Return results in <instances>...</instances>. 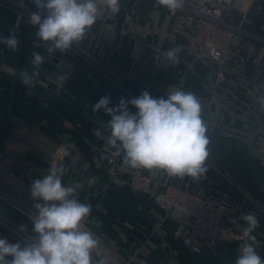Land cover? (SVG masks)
<instances>
[{"label": "crops", "instance_id": "obj_1", "mask_svg": "<svg viewBox=\"0 0 264 264\" xmlns=\"http://www.w3.org/2000/svg\"><path fill=\"white\" fill-rule=\"evenodd\" d=\"M250 7L243 4L236 14L244 17L250 11L255 15V8ZM233 11L227 19L242 31L234 44L239 59L213 101L214 68L186 53L185 29L168 18L159 22L154 35L142 28L141 35L130 39L113 34L114 20L95 24L81 41L83 50L73 46L47 58L45 45L35 35L37 28L28 23L31 9L19 0H0V36L14 32L19 40L14 52L0 44V188L34 204L32 181L46 175L50 166L63 164V182L80 184L78 199L92 206L84 223L99 240L94 251L106 253L118 264H135L134 255L146 264H235L243 243H252L264 259V165L258 152L245 143L251 126L264 125V109L258 103L264 95V41L254 36V27L264 23L247 20L255 24L252 30L244 18L236 22ZM151 39L156 47L152 51ZM178 45L182 46L181 62L165 67V52ZM33 52L44 54L46 60L35 86L28 88L21 84L19 73L32 71ZM62 71L69 79L58 88L56 77ZM173 89L190 91L201 101L210 140L208 172L205 178L193 180L168 176L159 169L138 170L154 179L153 192L165 183L189 184L193 192L222 203L236 220L233 227L237 229L246 226L242 214H254L260 225L252 233L254 241L213 238L199 256L178 240L169 244L174 220H167L149 197L127 187V172L121 175L122 181L115 182L96 164L93 154L106 146L109 134L110 117L103 111L92 112L101 97H110V106H116L121 98H136L145 90L159 97ZM129 110L136 111L131 105ZM69 145L70 154L65 155ZM0 238L27 243L2 223Z\"/></svg>", "mask_w": 264, "mask_h": 264}, {"label": "clouds", "instance_id": "obj_2", "mask_svg": "<svg viewBox=\"0 0 264 264\" xmlns=\"http://www.w3.org/2000/svg\"><path fill=\"white\" fill-rule=\"evenodd\" d=\"M157 3L175 12L184 6L185 0H157ZM103 11L119 14L120 0H45L44 12L33 11L28 23L37 28L35 35L45 45L47 58H51L57 51L66 53L81 42L102 19ZM0 44L14 52L18 50L19 40L10 32L8 36H0ZM181 51L179 45L169 48L164 54L167 61L164 66L178 65ZM45 60L44 54L33 52L32 71H20L21 84L34 87ZM68 79L64 71L58 74V88H63ZM258 103L264 109V95L258 98ZM110 104V97H101L92 106V112L103 111L110 117L106 124L109 133L106 150L113 149V155L122 156L124 166L159 169L180 179L205 178L210 140L201 117V101L194 93L173 89L166 95L153 97L145 90L136 98H121L116 106ZM129 105L136 111L131 112ZM71 148L69 145L65 149V155L70 154ZM64 172L63 164L50 166L46 175L32 181L30 196L35 202V215L31 220L35 235L28 243L0 238V264H94L93 252L99 240L84 223L92 206L78 199L80 184L63 182ZM241 218L246 225L243 236L254 241L252 233L260 226L257 217L247 213ZM20 230L25 231L24 226ZM95 264H109V261L99 259ZM235 264H264V259L252 243H243Z\"/></svg>", "mask_w": 264, "mask_h": 264}, {"label": "built area", "instance_id": "obj_3", "mask_svg": "<svg viewBox=\"0 0 264 264\" xmlns=\"http://www.w3.org/2000/svg\"><path fill=\"white\" fill-rule=\"evenodd\" d=\"M19 1L32 12L37 10L44 12L45 0ZM131 1L133 0H120V4ZM148 2L155 9L168 11V14L183 26L186 31V53L196 61L204 62L214 68L210 94L211 99L215 101L217 92L227 85L229 74L235 70L236 61L239 59L234 44L241 37L242 31L227 19V14L234 7L235 0H185L184 6L175 12L162 7L157 0H148ZM245 143L258 152L264 165V125L251 126ZM113 151L110 148L107 150L106 147L101 148L96 153V163L116 181L120 172L124 170V165L120 156L112 154ZM128 172V186L131 191L139 195H152L156 206L176 223L174 238L193 254L201 255L206 242L217 237L248 242L242 230L233 227L236 220L228 215L227 208L222 203L193 192L189 184L178 186L165 183L152 193L154 183L152 177L138 169L130 168ZM0 198L24 213L1 190ZM0 223L9 227L15 226L1 213Z\"/></svg>", "mask_w": 264, "mask_h": 264}, {"label": "rangeland", "instance_id": "obj_4", "mask_svg": "<svg viewBox=\"0 0 264 264\" xmlns=\"http://www.w3.org/2000/svg\"><path fill=\"white\" fill-rule=\"evenodd\" d=\"M247 3L251 4V7L252 8L253 7L255 8V12H256L255 15H251V12L250 11L246 12V14H245L244 17L243 16H239L238 14H236L237 11L238 12L242 11L241 8L240 9H238V8L241 7V6H243V4L244 5L245 4L247 5ZM120 5H121V11L119 12V14H115L114 15V14H112L110 12L103 11L102 12V19L98 20L97 23H96V25H98V26H100L101 24L104 25L106 22H109V21H113L114 20L116 22V25L117 26L115 27V31L116 32L113 31V34L116 33L119 37H124V38L126 37L128 39H130V38H137V36L141 35L142 28L143 29L144 28L145 29L148 28L149 30H151V32H150L151 36L154 35L155 30L157 28V25H159V22L162 19H164V18L170 19L177 26H179L180 28L181 27L183 28V26L180 24L179 21H177L174 17H172V16H170L168 14V11H165L164 9H159L158 10V9H155V8L151 7L150 4H149V2H148V0H133L131 2H123ZM240 5L241 6L238 5V0H235L234 7L231 9V11L234 10L233 13H234V18H235V21L236 22H239L242 18H244V20H243L244 21V24H246L247 26H249L252 30H253V27H254L255 24L254 23H249V22H247V20L254 19L253 20L254 22H256V20H257L260 23H264V0H246L245 2H243V0H241ZM98 26H97V28H100ZM254 29L257 32V35H254V36L256 38H258V39H262L263 38V41H264V25H262V27L255 26ZM103 32H106V30H103ZM255 37H253V38H255ZM260 37H262V38H260ZM74 47H76V48H78L80 50H83V43L82 42H79V43L75 44ZM150 49H151V51L156 49V47L154 48L152 46V39H151V47H150ZM185 51H186V46H185ZM258 124H260V123H258ZM103 147H106V146H101L100 148H98V149L95 150V152L93 154L95 162H96V153H97V151H99ZM128 169H130V168H126L124 166V170H122L120 172L119 178L116 181L113 180V178L109 177L107 175V173H106V175L112 181L119 182V181H122L121 180L122 179V176L121 175L124 172H127V179L125 180V184L129 188V186H128V181H129V172H128ZM0 190H1V192L3 191L4 194H6L7 196H9L11 198V199L9 198L10 201L12 200L11 202H14L24 212L23 214H26V215L28 214V215L31 216V218L34 217V215H35V209L33 208V202H31V203L26 202V201L22 200V198H19L17 195L14 197V196L6 193L2 188H0ZM152 193H153V190H152ZM137 195H139V194H137ZM141 196H147V197H149L153 201V203H154V200H153V197H152L151 194L141 195ZM12 198H14L15 200H13ZM155 206H156V204H155ZM156 208L159 209V210H161L157 206H156ZM161 211L163 212L164 217L167 220L168 219H171V218H169L166 215V213L163 210H161ZM12 223H13V225H15V226H13L14 228L12 226L11 227L7 226V227L8 228H11L12 230H14L15 233L20 236V238H21V240L23 242H27L28 243V242H30L32 240L33 236L29 232H27L26 230L25 231H21L20 230V227L21 226H19L18 224H15L14 222H12ZM171 240H174L175 241L177 239L174 238L173 235H172V239H170V241H168L169 244L172 243ZM235 242H238V241H235ZM111 253H115V252L112 251ZM134 257H135V259H133L132 262H134L136 264L139 259L136 257V255H134ZM93 259H94V264H95V261L96 260H99V259H107L109 261V264H118V263L113 262L112 259H110L106 255V253H104L102 251L101 252L94 251L93 252ZM120 264H126V262L123 261ZM128 264H132V263H128Z\"/></svg>", "mask_w": 264, "mask_h": 264}, {"label": "water", "instance_id": "obj_5", "mask_svg": "<svg viewBox=\"0 0 264 264\" xmlns=\"http://www.w3.org/2000/svg\"><path fill=\"white\" fill-rule=\"evenodd\" d=\"M0 206L4 209L2 212L0 211V213L3 216H5L7 219L11 220L15 224L19 223L18 224L19 226L21 224H23L24 229L27 232H29L32 236L35 235L32 231L33 223H32L31 217H29L28 215L23 214L21 211L15 209L14 207L9 205L7 202L2 200L1 198H0Z\"/></svg>", "mask_w": 264, "mask_h": 264}, {"label": "trees", "instance_id": "obj_6", "mask_svg": "<svg viewBox=\"0 0 264 264\" xmlns=\"http://www.w3.org/2000/svg\"><path fill=\"white\" fill-rule=\"evenodd\" d=\"M4 209L0 206V211L2 212ZM19 224V223H18ZM20 226H24L23 224H21Z\"/></svg>", "mask_w": 264, "mask_h": 264}]
</instances>
